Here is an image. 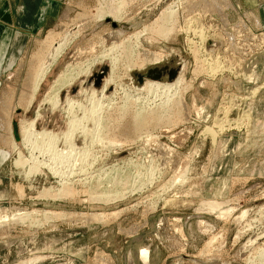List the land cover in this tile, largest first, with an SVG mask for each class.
Listing matches in <instances>:
<instances>
[{
	"label": "rangeland",
	"instance_id": "374dc122",
	"mask_svg": "<svg viewBox=\"0 0 264 264\" xmlns=\"http://www.w3.org/2000/svg\"><path fill=\"white\" fill-rule=\"evenodd\" d=\"M99 1L56 0L59 7L54 8L53 16L48 18L44 27L33 30L34 32L31 33L25 32L23 28L15 29L13 33L14 28L9 24L5 25L4 32L0 28V36L7 43L12 38L7 56L5 55L6 49L2 50L0 54V66L2 64L0 68L1 98L11 93L13 98L16 97L21 84L24 85L26 82V67L30 55L39 49L38 46L40 47L41 41L48 34L47 32L63 33L62 31L70 28L74 31L79 30V33H81L79 37L71 41L72 43L68 44L69 47L67 46L60 55L53 71L46 75L43 84L35 95V103L26 114L22 105H15L11 119L8 118L9 113H5V109L0 110V153L1 151L9 152L7 157L0 159V210L4 208V212L0 216H7L8 218L5 221L7 229L2 230L0 233V264H250L251 262V264H263L264 38L261 34L264 33V0H240L243 9L240 8L238 12L227 9L226 13L230 16L234 28L240 24L239 18L245 21L244 10H251L253 13L255 10L258 11L254 14L260 19L262 29H255L251 27L250 22H246L252 32L258 35V39H254L250 33L246 32L237 33L238 36L235 34L236 37L234 36L235 39L231 41L232 43L226 44V41H224L226 45L221 43L223 45L219 47L220 50H217L216 54L218 55L212 56V59L209 58V62H211L217 57L215 62H218H216L219 65L218 70L209 73L199 71L197 76H193L191 72L195 67V60L189 52L187 37L199 42L200 39L197 34L200 28L209 31V28H216L217 26V31H221V26L218 25L213 15L208 17L203 13L199 15L197 7H194V4L196 5L199 0L197 2L196 0H185V2L184 0H125V5L132 1L133 4L131 3L128 6V3L127 7L122 6V9H124L122 12L123 21L121 19L115 21L116 27L111 26L110 21L112 20L110 17L105 16L102 20H98L96 17ZM179 1L181 3L179 10L183 11L181 12V18L188 19L189 17V22L188 20L186 22V24L189 23L187 25L188 31H181L165 41L156 33L141 35L140 40L144 47L152 50H163L167 57H170L168 53L170 50H173V53L178 57H184V51L189 53L190 61L188 59L189 62L187 61L183 70L184 78L189 85L186 86L187 88L184 91L186 107L171 104L172 107L169 112H156L155 108L163 101V96L160 95V98H158V93L150 95L149 92L134 91V82L130 78L126 63L123 62V54L120 57L121 62L115 70L117 90L107 98L100 99L101 102L98 100L99 102L96 101V103H88V101L81 99L80 102L84 105L82 103H80V106L76 104L72 108V113H68L60 105L59 107L58 105L57 107L55 105L50 106L47 101L44 105L40 104L43 97L49 92L48 87L54 81L56 73L63 66L73 63L74 59V63L79 60L78 62L86 65L102 50L109 47V41L112 40L107 41L105 38L106 33L116 32L118 28L123 27L125 29L123 35H132L134 31H140L142 26L149 25L167 4L173 5ZM238 1L235 2L239 4ZM186 9L188 10L185 11ZM129 11L131 12L129 13ZM123 14L124 16L126 14L127 17H124ZM81 15L83 19H77L79 16L81 18ZM13 34L16 37L12 36ZM236 41L238 42L236 43ZM1 43L2 39L0 40ZM244 43H246L245 47L243 46ZM249 43L255 44V48L251 49L252 46ZM88 46L92 47L89 49ZM210 46L212 47V45ZM238 46L239 48H237ZM84 48L85 50H83ZM254 51L256 52L254 53ZM3 55L6 56L4 57L5 62L2 60ZM75 55L78 57L75 58ZM239 58H242V62ZM10 59L12 60L11 65H8ZM83 60L84 62H82ZM103 60V62L101 60L94 63L93 72L100 71V68L106 64L109 65L108 59ZM238 65H240V68ZM79 79L80 77H75L69 84L63 85L61 92L68 89L67 87L71 90ZM120 88H124V91L122 92ZM125 91H129V94L127 92V95ZM90 103L96 104L95 107L91 108ZM98 103L103 106H98ZM86 105L88 106L87 109ZM98 107H101L102 112L99 111ZM95 108L97 111H95ZM134 108L137 112L141 109L147 111L149 108L155 111L152 122L149 125L143 124L146 128L141 127L142 125L141 128H137L140 129V132H137V129L130 128V125L128 126L129 129L127 127L128 130L125 128L127 125H119L126 124L133 119V116L137 113ZM36 111L41 114L39 116L41 118L37 119L34 132L41 131V128L43 130L52 129L51 131L54 133L58 132L57 135L60 140L56 141V145L55 143L52 144L53 147L56 146L54 150H52L53 147L50 148L51 151L44 148L46 151L44 152L40 139L35 141L40 145L34 144L32 147L25 145L24 147V137L20 134V124L23 120L34 118ZM119 111L121 113L118 114ZM94 112L101 115L98 116ZM177 114L178 116H176ZM124 115L126 116L124 117ZM80 116L86 119L84 118V120L82 117L79 120ZM71 117L74 119L75 129H77L78 124L82 123L86 127L80 125L78 126L79 131L74 130L75 132H72L74 141L72 140L70 144L60 137L65 130L67 131L69 118ZM93 117L94 119H90ZM95 118L99 120V124ZM113 118H116L114 120L117 123L113 121ZM92 120L97 123L92 122ZM237 120L238 122H236ZM8 122H10L9 126L11 128L9 140L6 127ZM93 124L98 126L96 125V127ZM104 124H107V127ZM121 126L125 129H122ZM206 126H209L213 131L205 130ZM90 127H96V129L93 128V131ZM132 129L136 131L133 133ZM111 130L115 131L112 132ZM122 130L129 132L127 134ZM89 131L92 136L85 133ZM101 131L105 133L103 134ZM97 132L100 133L99 137H97ZM125 134L126 136H124ZM106 135L109 138H106ZM96 137L101 142L98 143ZM105 138L108 141L110 140L111 147ZM76 139L79 140L78 146L75 147L77 153L72 152L78 157V161L70 164L75 173L79 171L78 168L83 170L84 173L78 176L76 174L71 175L68 172L71 165L64 164L65 167L67 166L66 169L62 165V162L65 161L60 162V159L67 154V149L70 148L68 145L75 143ZM84 139L88 141L87 145L89 147L87 145L86 147H80V141ZM10 140H14L20 147L24 158H29V154L33 153V155H38L43 150L40 154L44 158L39 156V159L44 162L45 166L41 162L43 166L40 164L38 171L28 173L29 161L23 165L14 164V161L18 158V153L9 151ZM111 140L112 142L114 140V143ZM125 141L129 143L127 144ZM103 142L104 144H102ZM115 142L116 145H114ZM30 147L33 150V147H36V149L41 148L39 149L41 151L39 152L38 149H35V152L31 151ZM82 150L86 155L89 152L90 156L87 155L86 157H89L86 158ZM148 150L151 155H149ZM60 151L62 153L63 151L66 152L63 155ZM43 152L44 154H42ZM49 152L60 153L62 157L59 154L61 158L56 159L54 157L57 155L52 154V156ZM81 152L82 154H80ZM162 152L164 153L162 154ZM80 157H83L84 160ZM150 157L151 159H149ZM82 160L85 162L80 163ZM46 165L49 166L50 171ZM52 167L53 170L55 168L56 173L52 172ZM76 167L78 168L76 169ZM150 172L154 176H151ZM147 173L150 174L151 178ZM176 173L177 175H175ZM61 183L64 184V187L66 185L64 189ZM44 188H50V193L42 195ZM61 188L62 191H59L58 189ZM120 189L122 191L125 189L121 194L123 197L110 196L115 192L121 193ZM95 194H99V196ZM16 207L21 208V210H14ZM47 211L53 213L54 211L55 213L61 211L62 213L58 217L46 218L42 213ZM84 212H105L106 217L98 221L71 218L73 214ZM27 213H30L28 219L26 218ZM11 215L18 217L13 218ZM142 249L147 250V256L142 255Z\"/></svg>",
	"mask_w": 264,
	"mask_h": 264
},
{
	"label": "bare ground",
	"instance_id": "6f19581e",
	"mask_svg": "<svg viewBox=\"0 0 264 264\" xmlns=\"http://www.w3.org/2000/svg\"><path fill=\"white\" fill-rule=\"evenodd\" d=\"M124 1L125 0H100L99 1V7L97 8V14H96V17L98 18V20H102V19H104L105 18V16H108V17H110V19L112 20V21H110V23H111V26H113V27H116V24L114 23L115 21H119L120 19L122 20V12L124 11V9H122L123 7H127V5H128V3H127V5H125L124 4ZM134 1V0H133ZM132 1V2H133ZM136 1V0H135ZM236 1V0H235ZM234 0H199L198 2H197V0H196V2H197V4L195 5L194 4V7H197V10L199 11V15H201L202 13H203V15H206L207 17L209 16V15H213L214 17H215V20H217V22H218V25H220L221 26V31H217V26H216V28H209V31H204V30H201V28H200V30L198 31V36H199V39H200V41L199 42H196V41H194V40H192L191 38H188L187 37V42L189 43V52H190V54H191V56L194 58V60H195V67L193 68V70L191 71L192 72V75L194 76V75H196L197 76V72H199V71H205V73L207 72V73H209V72H214L215 70L217 71L218 70V68H219V65H217V63L215 62V59L217 58H215L213 61H211V62H209V58H211L212 59V56H217L218 54H216L217 53V50H220L219 49V47L220 46H222L223 44H225L224 43V41H226V44H229V43H232L231 41L232 40H234L235 39V37L236 36H238L237 35V33H242V32H246V33H250V35L254 38V39H258V35H256L254 32H252V29H250L249 28V26H248V24H246V22H250V24H251V27H253V28H255V29H259V28H261L262 29V24H261V22H260V19L254 14V13H257L256 12V10H255V12L253 13L251 10H244V18H245V21H244V19H241V18H239L238 20H239V22H240V24L239 25H237L236 26V28H234V27H232V24L233 23H231V21H230V16L228 15V13H226V11H227V9H232V11L233 10H235V11H239V9L240 8H242L243 9V7H242V4H241V1L239 0L238 2H240L239 4L237 3V2H235ZM132 2H130L129 3V5L128 6H130L131 5V3ZM184 2H185V0H184ZM195 2V1H194ZM126 3V2H125ZM174 3V2H173ZM133 4V3H132ZM139 4V3H138ZM172 4V3H171ZM180 1L179 2H177V3H175V4H173V5H166V7H164L163 9H161V11H159V13H158V15L156 16V18L149 24V25H144V26H142V29H140V31L138 30H136V31H134L133 33H132V35H127V36H125V35H123L124 34V28L123 27H120V28H118V30L116 31V32H113V31H111V32H108V33H106L105 34V38L107 39V41H109V40H112V41H109L110 42V45H109V47L107 48V49H105L104 47V49L105 50H102L94 59H91V61H89L88 63H86V65H83V63H80V62H78L77 61V63H74L75 62V59H74V61H72L73 63H68V64H66L65 66H63V68L59 71V72H57L56 74V77H55V79H54V81L52 82V84H50V86L48 87V90H49V92L47 93V95H45L44 97H43V99L41 100V103L40 104H43L44 105V103L47 101V102H49L50 103V106L52 105H55L56 107H57V105H58V107H59V105H60V107H63V108H65V110L69 113H72L71 111H72V108L76 105V104H78L79 106H80V103H82V102H80L81 101V99H83V100H85V101H88V103L89 102H91V103H96V101H100V99H103L104 97H106L107 98V96H109V95H112V94H114L115 92H116V90H117V86H118V84L116 85V69L118 68V66H119V63L121 62V55L123 54V57L124 58H122L123 59V62H125L126 64V67H127V70L129 71V75H130V78H131V80L134 82V85H133V89H134V91L135 92H140V91H145V92H149L150 93V95L152 94V93H158L159 94V97L158 98H160V95L161 96H163V101H161V103L159 104V106L158 107H156L155 109H156V112H160V113H162V112H166L167 113V111L169 112V109H171V104H176V106L178 105V106H182V107H186V103H185V99H184V91H185V88H187L186 86L188 85V82L185 80V78H184V75H183V70H184V67H185V65H186V63H187V61H188V59H189V53L187 52V51H184V57L182 56V57H178V56H176L173 52V50H170L168 53L170 54V57H171V55L172 56H176L177 57V62H178V64H179V67H180V70L178 71V73H177V75H176V77L172 80V81H167V80H151V79H148V78H144L143 79V81H142V83L141 84H137L135 81H134V78H133V76H132V73L134 72V71H136V72H141V71H143L145 68H147L148 66H150V65H154V64H159V63H161V62H163V61H165V60H167V59H169V57H167L166 56V54H165V52H163V50L162 51H160V50H152V49H149V48H147V47H144L143 46V44H142V42H141V40H140V36L141 35H143L144 36V34H151V33H156L157 35H159V37L160 38H162L164 41L165 40H167L170 36H174V35H176V34H178L179 32H181V31H188V29L189 28H187V25L189 24V23H187L186 24V22H187V20L189 19V17H188V19L186 18L185 19V17L183 18H181V12H183V11H180L179 10V8H180ZM135 5V4H134ZM137 5V4H136ZM189 5V4H188ZM123 6V7H122ZM182 6H184V4H182ZM192 6V5H191ZM190 6V7H191ZM200 7V9L202 10V12H201V10L199 9V7ZM134 7V6H133ZM138 7V6H137ZM129 8V7H128ZM131 8V7H130ZM149 8V7H148ZM126 9V8H125ZM183 9V8H182ZM181 9V10H182ZM258 9V8H257ZM132 10V9H131ZM143 10H145V9H143ZM188 9H186L185 11H187ZM190 10V9H189ZM192 10H194V9H192ZM128 11V10H127ZM138 11V10H137ZM136 11V12H137ZM131 11H129V13H130ZM195 12V11H194ZM124 13H126V12H124ZM196 13H197V11H196ZM201 13V14H200ZM128 14V13H127ZM187 14V13H186ZM123 16H124V14H123ZM183 16V15H182ZM189 16H191V15H189ZM196 16V15H195ZM213 16H211V17H213ZM236 16V15H235ZM235 16H233V17H235ZM124 17H127L126 16V14H125V16ZM123 17V18H124ZM210 17V18H211ZM213 17V18H214ZM96 18V19H97ZM77 19H83L82 18V15H81V18H80V16H79V18L77 17ZM191 19V18H190ZM194 19H195V17H194ZM237 19V18H236ZM211 20V19H210ZM123 21V20H122ZM121 21V22H122ZM209 21V20H208ZM214 21V20H213ZM99 22V21H98ZM188 22H189V20H188ZM192 22V21H191ZM216 22V21H215ZM95 23V22H94ZM133 23H135V22H133ZM236 23H237V20H236ZM186 24V25H185ZM249 24V25H250ZM141 25V24H140ZM217 25V24H216ZM201 26V25H200ZM264 26V25H263ZM189 27V26H188ZM210 27V26H209ZM78 28V27H77ZM206 28V27H205ZM191 29V28H190ZM193 29V28H192ZM190 31V30H189ZM63 33H57V32H53V31H49V32H47L48 34L45 36V38L41 41V43H40V47L38 46V50H36L35 52H32L31 53V55H30V58H29V63H28V65H27V67H26V70H27V79H26V82H25V84L24 85H22L21 84V86H20V89H19V91H18V93H17V95H16V97H14L13 98V94L11 93L10 95H7V96H5L4 98H1L0 97V110H3V109H5V113H9V117L8 118H10L13 114H12V111H13V109H14V107H16V106H18V105H22L23 107L22 108H25L24 109V113L26 114L27 113V111L33 106V104L35 103V101H36V97H35V95H36V93H37V91L39 90V88H40V86L43 84V82H44V80H45V78H46V75L48 74V73H50V72H52L53 71V69H54V66H55V64H56V61L58 60V58L60 57V55L64 52V50L66 49V47L68 46V44L72 41V40H74V38H76V37H79L80 36V34L81 33H79V30L78 31H74L73 29H68V30H65V31H62ZM104 32V31H103ZM186 33V32H185ZM235 34H236V36H235ZM239 35H241V34H239ZM249 35V36H250ZM211 38H210V37ZM235 36V37H234ZM244 36V35H243ZM261 36H262V38H264V33H262L261 34ZM260 36V37H261ZM195 37V36H194ZM100 38H102V37H100ZM99 38V39H100ZM35 39V38H34ZM96 40V39H95ZM102 40H104V38H102ZM239 40V39H238ZM241 40V39H240ZM92 41V40H91ZM243 41H246V40H243ZM238 41H236V43H237ZM241 42V41H240ZM72 43V42H71ZM87 43H88V41H87ZM86 43V44H87ZM221 43H223L222 45H221ZM234 43V42H233ZM243 43V42H242ZM251 43V42H250ZM249 43V44H250ZM256 43V42H255ZM259 43V42H258ZM92 44V43H91ZM225 44V45H226ZM246 43H244L243 44V46L245 45ZM80 45V44H79ZM90 45V44H89ZM210 45H212V47L210 46ZM248 45V44H247ZM252 47H251V49H254L255 48V44H250ZM258 45V44H257ZM107 46V45H106ZM233 46V45H232ZM239 46H241V45H239ZM239 46L237 47V48H239ZM242 46V47H243ZM69 47V46H68ZM90 47H92V46H88V48L90 49ZM93 47H94V45H93ZM228 47V46H227ZM245 47V46H244ZM258 47V46H257ZM28 48V47H27ZM100 48H102V47H100ZM226 48V47H225ZM233 48V50H234V46L232 47ZM249 48V47H248ZM260 48V47H259ZM36 49V48H35ZM245 49V48H244ZM83 50H85V48L83 49ZM83 50H82V53H83ZM227 50H228V48H227ZM236 50H238V49H236ZM235 50V51H236ZM31 51V50H30ZM89 51V50H88ZM243 51V50H242ZM85 52V51H84ZM98 52V51H97ZM234 52V51H233ZM237 52V51H236ZM245 52V51H244ZM256 51H254V53H255ZM227 53V52H226ZM238 53V52H237ZM241 53V52H240ZM239 53V55H241ZM253 53V54H254ZM77 54V53H76ZM97 54V53H96ZM233 54V53H232ZM248 55H250V53H247ZM246 54V55H247ZM91 55H93V54H91ZM239 55H237V56H239ZM252 55V54H251ZM250 55V56H251ZM24 56V55H23ZM76 56L77 55H75L74 57L76 58ZM78 56H79V54H78ZM77 56V57H78ZM82 56V55H81ZM86 57H87V55H85ZM90 56V55H89ZM249 56V57H250ZM253 56V55H252ZM73 57V58H74ZM243 57V56H242ZM73 58H72V60H73ZM84 58V57H83ZM106 58V60L108 59V61H109V65H105L106 66V71L102 74V76H101V78H100V81H99V84H95V80H96V74H98V73H101V71H97V72H93L92 71V68H93V65H94V63H96V61H101L102 60V62L104 61L103 59H105ZM225 58V57H224ZM247 58V57H246ZM78 59H80V58H78ZM85 59V58H84ZM88 59V58H87ZM86 59V60H87ZM240 59V58H239ZM250 60H251V58H249ZM71 60V59H70ZM69 60V61H70ZM77 60V59H76ZM82 60V59H81ZM193 60V61H194ZM226 60V59H225ZM242 60V58L240 59V62H242L241 61ZM246 60V59H245ZM21 61V60H20ZM189 61H190V59H189ZM188 61V62H189ZM82 62H84V60L82 61ZM223 62H225L224 60H223ZM20 63V62H19ZM22 63V62H21ZM101 63V62H100ZM226 64V63H225ZM232 64V63H231ZM242 64V63H241ZM221 65H223V64H221ZM240 65H238V67H239ZM223 67V66H222ZM230 66H228V68H229ZM233 67V66H232ZM0 68H1V66H0ZM97 68V67H96ZM122 68V67H121ZM227 68V67H226ZM240 68V67H239ZM101 69V68H100ZM222 69V68H221ZM230 69V68H229ZM235 69H236V67H235ZM220 70V69H219ZM231 70V69H230ZM225 71V70H224ZM223 71V72H224ZM123 73H125V72H123ZM211 74V73H210ZM210 74H208V75H210ZM216 74H217V72H216ZM234 74V73H233ZM81 75V76H80ZM207 75V76H208ZM75 77H80V79H79V81H76V82H78L76 85H74L72 88H71V90H69V87H67L68 89H66L64 92L62 91L61 92V90H62V86L63 85H65V84H69L72 80H73V78H75ZM77 79V78H76ZM75 79V80H76ZM120 79V78H119ZM193 80V79H192ZM191 81V80H190ZM225 82V81H224ZM73 83V82H72ZM74 83H75V81H74ZM240 83V82H239ZM121 84V83H120ZM72 85V84H71ZM191 85V84H190ZM234 85V84H233ZM236 85V84H235ZM70 86V85H69ZM189 86V85H188ZM237 86V85H236ZM119 87H121V86H119ZM118 87V88H119ZM127 87V86H126ZM132 87V86H131ZM64 89V88H63ZM120 89H122V92L124 91L123 89L124 88H120ZM121 92V91H120ZM126 92V91H125ZM124 92V93H125ZM128 92V94H129V91H127ZM127 92H126V94H127ZM123 93V94H124ZM142 93V92H141ZM127 94V95H128ZM137 94V93H136ZM132 95V94H131ZM147 95V94H146ZM149 95V94H148ZM113 96H115V95H113ZM157 96V95H156ZM155 96V97H156ZM119 97V96H118ZM125 97V96H124ZM133 97V96H132ZM154 97V98H155ZM109 98V97H108ZM131 98V97H130ZM143 98V97H142ZM250 98V97H249ZM128 99H129V97H128ZM133 99V98H132ZM137 99H138V97H137ZM92 100V101H91ZM106 100V99H105ZM110 100V99H109ZM121 100V99H120ZM156 100V99H155ZM160 100V99H159ZM98 101V102H99ZM123 101H125V100H123ZM138 101V100H137ZM145 101V100H144ZM101 102V101H100ZM111 102H112V100H111ZM117 102V101H116ZM120 102V101H119ZM129 102V101H128ZM133 102V101H132ZM146 102V101H145ZM154 102V101H153ZM233 102V101H232ZM12 103V104H11ZM86 103V102H85ZM87 103V104H88ZM90 103V105H91V108L94 106L95 107V105L96 104H91ZM102 103H103V101H102ZM105 103V102H104ZM107 103V102H106ZM118 103V102H117ZM116 103V104H117ZM126 103V102H125ZM135 103H136V99H135ZM148 103V102H147ZM159 103V102H158ZM11 104V105H10ZM83 104V103H82ZM115 104V105H116ZM127 104V103H126ZM130 104H132V103H130ZM137 104V103H136ZM150 104H151V102H150ZM223 104V103H222ZM238 104V103H237ZM16 105V106H15ZM38 105V104H37ZM84 105V104H83ZM100 105H102V104H100ZM99 105V103H98V106H100ZM119 105V104H118ZM122 105V104H121ZM155 105V104H154ZM36 106V105H35ZM103 106V105H102ZM108 106H110V105H108ZM112 106V105H111ZM110 106V107H111ZM129 106V105H128ZM131 106V105H130ZM147 106V105H146ZM175 106V105H174ZM173 106V107H174ZM225 106V105H224ZM39 107V106H38ZM82 107H85V106H82ZM87 105H86V109H87ZM113 107V106H112ZM118 108H119V106H117ZM117 107H116V109H117ZM126 107H127V105H126ZM144 107V106H143ZM182 107H177V108H182ZM223 107V106H222ZM34 108V107H33ZM40 108V107H39ZM55 108V107H54ZM131 108V107H130ZM150 108H152V107H150ZM150 108L149 109H147V111L145 110V109H141L140 111H138L137 112V110H136V114L134 115V114H132V115H134L133 116V119L131 120V118H129L131 121L130 122H127L126 124L125 123H123V124H119V125H127V126H125V128L127 129V127L129 126L130 128L132 127L133 129H137V128H141V127H144L143 126V124H147V125H149V123H151L152 122V119L155 117L154 116V112L155 111H152V110H150ZM176 108V109H177ZM38 109V108H37ZM52 109V108H51ZM79 109V108H78ZM94 109V108H93ZM96 109V108H95ZM98 109H99V111L101 110V107H98ZM114 109V108H113ZM125 109V108H124ZM123 109V110H124ZM153 109V108H152ZM155 109H153V110H155ZM89 110V109H88ZM128 110V109H127ZM130 110V109H129ZM172 110H174V109H172ZM178 110V109H177ZM232 110V109H231ZM85 111H87V110H85ZM91 111V110H90ZM95 111H97V109L95 110ZM108 111V110H107ZM106 111V112H107ZM113 111H116V110H113ZM118 111V110H117ZM175 111V110H174ZM46 112V111H45ZM88 112V111H87ZM87 112H85V113H87ZM92 112H93V110H92ZM92 112H91V115H92ZM101 112H102V110H101ZM112 112V111H111ZM110 112V113H111ZM130 112V111H129ZM31 113V112H30ZM30 113H29V115H30ZM83 113V112H82ZM95 113V112H94ZM109 113V115H111ZM119 113H121V111H119L118 112V114ZM135 113V112H134ZM195 113H197V112H195ZM214 113V112H213ZM228 113V112H227ZM2 114V113H1ZM88 114V113H87ZM95 114H97V112L95 113ZM100 114V113H99ZM128 114V113H127ZM153 114V115H152ZM7 115V114H6ZM24 115V114H23ZM41 114L38 112V111H36V116L34 117V118H32V119H29L28 118V120H23V122H21L22 121V119H21V124H20V134L24 137L23 138V143H24V147H25V145H28V146H31L32 147V145H34V144H36V145H40V143H41V146H42V148H43V150H44V148L45 149H47V150H50L51 151V149H52V147H53V145L52 144H54L55 143V145H56V141L59 139L58 138V135H57V133L58 132H52L51 130L52 129H50V130H43V128H41L42 130L41 131H39L38 130V132L36 131V132H34V128L36 127V124H37V119H40L41 117H39ZM89 115H90V113H89ZM98 115V114H97ZM101 115V114H100ZM100 115H98V116H100ZM115 115H117L116 113H115ZM115 115L113 116V114H112V116L113 117H115ZM156 115H160V114H156ZM181 115V114H180ZM180 115H179V117H180ZM185 115V114H184ZM197 115V114H196ZM249 115V114H248ZM70 116V115H69ZM71 116H73V114H71ZM84 116V115H83ZM82 116V117H83ZM88 116V115H87ZM86 116V117H87ZM94 116V115H93ZM98 116H97V118H98ZM126 115H124V117H125ZM162 116H165V115H162ZM176 116H178V114L176 115ZM187 116V115H186ZM185 116V117H186ZM75 117V116H74ZM82 117L80 116V118H79V120L80 119H82ZM96 117V116H95ZM110 117V116H109ZM123 117V116H122ZM131 117V116H130ZM161 117V116H160ZM174 117V116H173ZM182 117V116H181ZM189 117V116H188ZM42 118H43V116H42ZM85 117H83V119H84ZM97 118H95V119H97ZM101 118V117H100ZM116 118H118V117H116ZM116 118H113V121H115L114 119H116ZM120 118V117H119ZM163 118V117H162ZM183 118V117H182ZM229 118V117H228ZM247 118V117H246ZM11 119V118H10ZM26 119H27V117H26ZM86 119V118H85ZM84 119V120H85ZM90 119H94V117L93 118H90ZM106 119H108V118H106ZM121 119V118H120ZM125 119V118H124ZM128 119V120H129ZM175 119H177V118H175ZM180 119V118H179ZM187 119V118H186ZM223 119V118H222ZM238 119V118H237ZM0 120H1V118H0ZM74 119L71 117V118H69V122H68V124H69V126H68V129H67V131L65 130L64 131V133H62V135H61V137L60 138H63V140L65 141V142H67V143H70L72 140L74 141V137L72 136L73 134H72V132L75 130H78V126H82V127H86V125L84 126L83 125V123L82 124H78L77 125V129H75L74 127V121H73ZM84 120H82V121H84ZM88 120H89V118H88ZM87 120V121H88ZM98 120V119H97ZM96 120V121H97ZM110 120V119H109ZM178 120V119H177ZM227 120V119H226ZM234 120V119H233ZM247 120V119H246ZM40 122H41V120H39ZM77 121H78V119H77ZM43 122H44V120H43ZM76 122V121H75ZM92 122H94V123H97L98 122V124H99V120L97 121V122H95L94 120H92ZM116 122V121H115ZM178 122V121H177ZM222 122V121H221ZM236 122H238V120L236 121ZM9 123L10 122H8V124L6 123V127H7V137H8V140H9V137H11V128H10V126H9ZM79 123V122H78ZM80 123H81V121H80ZM113 123V122H112ZM117 123V122H116ZM116 123H115V125H116ZM193 123V122H192ZM218 123V122H217ZM88 124H89V122H88ZM111 124V123H110ZM110 124H109V126H110ZM45 125V124H44ZM93 125H95V124H93ZM97 125V124H96ZM95 125V126H96ZM105 125V124H104ZM113 125V124H112ZM111 125V126H112ZM142 125V126H141ZM151 125V124H150ZM214 125H216V124H214ZM222 125H223V123H222ZM236 125H237V123H236ZM98 126V125H97ZM96 126V127H97ZM103 126V125H102ZM106 127H107V124L105 125ZM114 126V125H113ZM118 126V125H117ZM121 126V128L123 129L124 127H122ZM141 126V127H140ZM3 127V126H2ZM96 127H90V129L92 128H95L96 129ZM114 127H116V126H114ZM129 127H128V129H129ZM221 127H223V126H221ZM80 128V127H79ZM120 128V129H121ZM124 128V129H125ZM144 128H146V127H144ZM157 128V127H156ZM213 128V127H212ZM66 129V128H65ZM82 129V128H81ZM81 129H80V131H81ZM88 129V128H87ZM91 129V130H92ZM103 129H104V127H103ZM106 129V128H105ZM116 129V128H115ZM117 129H118V127H117ZM127 129V130H128ZM133 129H132V131H133ZM218 129H219V126H218ZM54 130V129H53ZM98 130V129H97ZM96 130V131H97ZM109 130V129H108ZM127 130H124L125 131V133H127L128 134V132L129 131H127ZM166 130V129H165ZM205 130H207V131H209V130H211V131H213L212 129H210V127L209 126H206V128H205ZM220 130H222L221 128H220ZM74 131V132H75ZM79 131V130H78ZM93 131H94V129H93ZM105 131V130H104ZM112 131V130H111ZM113 131H115V130H113ZM112 131V132H113ZM123 131V130H122ZM123 131V132H124ZM127 131V132H126ZM132 131H130V133H132ZM136 130H134L133 131V133L135 132ZM140 132V129L138 130L137 129V132ZM168 131V130H167ZM187 131H189V130H187ZM219 131V130H218ZM62 132V131H61ZM60 132V133H61ZM101 132H103V131H101ZM106 132V131H105ZM105 132H103V134L105 133ZM121 132V131H120ZM180 132V131H179ZM85 133H89L90 134V131L89 132H85ZM95 133V132H94ZM98 133V132H97ZM122 133V132H121ZM184 133V132H183ZM19 134V133H18ZM78 134V133H77ZM99 134L100 133H98V135H97V137H99ZM108 134V133H107ZM110 134V133H109ZM60 135V134H59ZM88 135V134H87ZM91 135V134H90ZM95 135V134H94ZM123 135V134H122ZM121 135V136H122ZM132 135V134H131ZM146 135V134H145ZM173 135V134H172ZM181 135L183 136V134L181 133ZM218 135V134H217ZM84 136H86V134H84ZM92 136V135H91ZM90 136V137H91ZM96 136V135H95ZM107 136V135H106ZM124 136H126V134L124 135ZM128 136V135H127ZM130 136V135H129ZM135 136V135H134ZM133 136V137H134ZM140 136V135H139ZM143 136V135H142ZM87 137V136H86ZM96 137V138H97ZM102 137H104V136H102ZM123 137V136H122ZM132 137V138H133ZM145 137V136H144ZM85 138V137H84ZM94 138V137H93ZM106 138H109L108 136L106 137ZM106 138H105V140H106ZM123 138H125V137H123ZM139 138V137H138ZM143 138V137H142ZM178 138V137H177ZM38 139H40V143L39 144H37L35 141H37ZM79 139V138H78ZM78 139H76L75 140V143H73L72 145H68V146H70V148L68 147V146H66V147H68L69 149H67L66 151H67V154H65V152L63 151V153L65 154V156L64 157H62V155L60 154V153H52V152H49V154L51 153V155L53 154V155H57L56 157H54V158H58L59 157V159L62 157V158H66V160H62V158L60 159V162L61 161H65V162H62L61 164L64 166V164L66 165V163H67V166H68V164L69 165H71V164H74L76 161H78V157H76V155H74V153L72 152V151H74V152H76L77 153V150H75V147H77L78 146ZM82 139V138H81ZM98 139V138H97ZM110 139H111V137H110ZM114 139L116 140V138L114 137ZM118 139V138H117ZM120 139V138H119ZM172 139V138H171ZM175 139V138H174ZM182 139V138H181ZM217 139V138H216ZM60 140V139H59ZM58 140V141H59ZM62 140V139H61ZM62 140V141H63ZM104 140V141H105ZM126 140V139H125ZM141 140V139H140ZM148 140V139H147ZM173 140V139H172ZM4 141V140H3ZM94 141V140H93ZM103 141V140H102ZM106 141H108V140H106ZM105 141V142H106ZM127 141V140H126ZM125 141V142H126ZM129 141V140H128ZM130 141H132V140H130ZM177 141V140H176ZM219 141V140H218ZM5 142V141H4ZM64 142V143H65ZM81 143V145H80V147H83V146H85L86 147V145L88 144V141L87 140H83V141H80ZM99 142H101L99 139H98V143ZM111 142H112V140H111ZM134 142V141H133ZM144 142H146V141H144ZM180 142V141H179ZM1 143V142H0ZM107 143V142H106ZM105 143V144H106ZM108 143H109V145L111 144L110 143V140L108 141ZM107 143V144H108ZM112 143H114V140H113V142ZM127 143V142H126ZM129 143V142H128ZM127 143V144H128ZM130 143H132V142H130ZM181 143H182V141H181ZM215 143V142H214ZM102 144H104V142L102 143ZM117 143L115 142V144L114 145H116ZM122 144H123V142H122ZM125 144V143H124ZM140 144V143H139ZM147 144V143H146ZM203 144H204V142H203ZM5 145V144H4ZM35 145V146H36ZM64 145H66V144H64ZM74 145V146H73ZM113 145V144H112ZM121 145V144H120ZM119 145V146H120ZM41 146H39V147H41ZM43 146H45V147H43ZM88 146V145H87ZM101 146H103V145H101ZM132 146V145H131ZM131 146H130V148H131ZM177 146V145H176ZM9 151L11 152H13V151H16L18 154V158L14 161V164H16V165H23V164H26L28 161V173L29 172H31V171H38L39 170V167H40V164H41V162H42V164L44 165V162L43 161H41V159H39V156H41V152L43 151H41V150H39V149H41V148H37L38 149V151L40 152H38L39 154L38 155H33V154H29V158H24V156H22V154H21V149H20V147H18V145L15 143V141L14 140H10V143H9ZM31 147H30V149H31ZM56 146H54L53 147V149L52 150H54V148H55ZM89 147V146H88ZM106 147V146H105ZM110 147H111V145H110ZM116 147V146H115ZM121 147V146H120ZM129 147V146H128ZM127 147V148H128ZM27 148V147H26ZM34 148V150L36 149V147H33ZM51 148V149H50ZM114 148V147H113ZM135 148V147H134ZM148 148V147H147ZM36 149V150H37ZM56 149V148H55ZM61 149V148H60ZM88 149V148H87ZM156 149V148H155ZM162 149V148H161ZM33 149H31V151H32ZM33 150V151H34ZM65 150V149H64ZM116 150V149H115ZM159 150H160V148H159ZM217 150V149H216ZM56 152H59V151H57V150H55ZM81 151V150H80ZM83 151V150H82ZM87 151V150H86ZM85 151V152H86ZM112 151V150H111ZM131 151V150H130ZM149 151V150H148ZM162 151V150H161ZM11 152V153H12ZM35 152V151H34ZM44 152H46L45 150H44ZM44 152L42 153V154H44ZM61 153H62V151H60ZM158 152V151H157ZM160 152V151H159ZM47 153H48V151H47ZM62 153V154H63ZM87 153V152H86ZM102 153V152H101ZM117 153V152H116ZM164 152H162V154H163ZM193 153H194V151H193ZM9 154V152H4V151H1V153H0V159H4L5 157H7V155ZM61 155V157H60V155ZM63 154V155H64ZM80 154H82V152L80 153ZM83 154H84V151H83ZM114 154H115V152H114ZM113 154V155H114ZM159 154V153H158ZM161 154V156H163ZM48 155V154H47ZM51 155H48V156H51ZM52 155V156H53ZM78 155V154H77ZM85 155V157L87 156V155H89V152H88V154L86 155V154H84ZM84 155H81V156H84ZM105 155V154H104ZM111 155V154H110ZM109 155V156H110ZM118 155V154H117ZM149 155H151L150 154V151H149ZM148 155V156H149ZM156 155V154H155ZM160 155V154H159ZM189 155V154H188ZM217 155V154H216ZM90 156V155H89ZM88 156V157H89ZM42 158H44L43 157V155L41 156ZM88 157H86V158H88ZM104 157V156H103ZM113 157V156H112ZM114 157H116V156H114ZM120 157V156H119ZM123 157V156H122ZM153 157V156H152ZM80 158H82L83 160H84V158L83 157H80ZM79 158V159H80ZM90 158H92V157H90ZM105 158V157H104ZM103 158V159H104ZM121 158V157H120ZM47 159V158H46ZM102 159V160H103ZM111 159V158H110ZM109 159V160H110ZM149 159H151V157L149 158ZM178 159V158H177ZM81 161L80 163H82V162H85V161H87V159H85V161ZM101 160V161H102ZM154 160V159H153ZM152 160V161H153ZM168 160V159H167ZM100 161V162H101ZM114 161V160H113ZM137 161V160H136ZM151 161V160H150ZM161 161V160H160ZM170 161V160H169ZM110 162V161H109ZM112 162V161H111ZM126 162V161H125ZM71 163V164H70ZM94 163V162H93ZM106 163V162H105ZM131 163V162H130ZM136 163V162H135ZM135 163H133V164H135ZM154 163V162H153ZM41 164V165H42ZM47 164V163H46ZM101 164V163H100ZM152 164V163H151ZM163 164V163H162ZM166 164V163H165ZM42 165V166H43ZM48 165V164H47ZM46 165V166H47ZM85 165H86V163H85ZM87 165H88V162H87ZM91 165V164H90ZM98 165V164H97ZM183 165V164H182ZM45 166V165H44ZM63 166H61L62 168H63ZM66 166V167H67ZM101 166V165H100ZM149 166H150V164H149ZM179 166V165H178ZM48 167L49 166H47V169H48ZM51 167V166H50ZM56 167V166H55ZM65 167V166H64ZM65 167V168H66ZM70 167H71V169H70ZM69 168H68V172L69 173H71V175H74V174H76L77 176L78 175H81L82 173H84L83 172V170L81 169V168H78V167H76V169L78 168L79 169V171L78 172H73V170L72 169H74V168H72V165L70 166ZM107 167V166H106ZM180 168H181V166H179ZM140 168H142V167H140ZM166 168V167H165ZM59 169V168H58ZM67 169V168H66ZM164 169V168H163ZM178 169V168H177ZM49 171H50V169H48ZM52 170H53V167H52ZM88 170V169H87ZM150 170V169H149ZM41 171V170H40ZM66 171V170H65ZM92 171V170H91ZM153 171H154V169H153ZM159 171H160V169H159ZM52 172H54V173H56L57 171L55 170V168H54V170L52 171ZM60 172V171H59ZM149 172V171H148ZM63 173H64V171H63ZM62 173V174H63ZM68 173V175H70ZM97 173V172H96ZM99 173V172H98ZM151 173V176H154V175H152V172H150ZM182 173H184L183 171H182ZM206 173V172H205ZM147 174H149V173H147ZM64 175V174H63ZM91 175V174H90ZM105 175V174H104ZM175 175H177V173L175 174ZM59 176V175H58ZM61 176V175H60ZM89 176V175H88ZM149 176H150V174H149ZM151 176L149 177V178H151ZM71 177V176H70ZM101 177V176H100ZM174 177V176H173ZM176 177V176H175ZM68 178V177H67ZM83 178V177H82ZM60 179V178H59ZM66 179V178H65ZM79 179V178H78ZM99 179V178H98ZM69 180V179H68ZM113 180V179H112ZM150 180V179H149ZM174 180V179H173ZM175 180H177L176 178H175ZM181 180V179H180ZM62 181H64V180H62ZM66 181V180H65ZM148 181V180H147ZM81 182V181H80ZM114 182H116V180H114ZM150 182H151V180H150ZM149 182V183H150ZM176 182V181H175ZM59 183V182H58ZM65 183V182H64ZM82 183V182H81ZM124 183V182H123ZM126 183V182H125ZM145 183V182H144ZM172 183V182H171ZM62 184V183H61ZM120 184V183H119ZM114 185H115V183H114ZM117 185H118V182H117ZM127 185V184H126ZM125 185V186H126ZM163 185V184H162ZM62 186V188L64 189L65 187H66V185H65V187H64V184H62L61 185ZM68 186V185H67ZM142 186V185H141ZM165 186V185H164ZM166 187V186H165ZM19 188H21V187H19ZM62 188L61 189H58L59 191H62ZM72 188V187H71ZM123 188V187H122ZM131 188H132V186H131ZM131 188H130V190H131ZM70 189V188H69ZM73 189V188H72ZM139 189V188H138ZM121 190V189H120ZM120 190H118V191H120ZM125 190V189H124ZM123 190V191H124ZM58 191V192H59ZM66 191V190H65ZM122 191V190H121ZM123 191L121 192V193H117V192H115V193H113V194H110V196L112 195V197H119V196H121V194L123 193ZM58 192H57V194H58ZM68 192V191H67ZM127 192H128V190H127ZM48 193H50V188H44L43 190H42V195H46V194H48ZM61 193V192H60ZM70 193V192H69ZM91 193V192H90ZM92 194V193H91ZM91 194H90V196H91ZM93 195V194H92ZM96 196H99V194H95ZM125 195V194H124ZM2 196V195H1ZM22 196V195H21ZM23 197V196H22ZM92 197V196H91ZM121 197H123V195L121 196ZM38 198V197H37ZM93 198V197H92ZM96 198V197H95ZM108 198V197H107ZM102 199V198H101ZM100 199V200H101ZM106 201V200H105ZM109 201V200H108ZM111 201V200H110ZM98 202V201H97ZM43 203V202H42ZM106 203V202H105ZM4 209V208H3ZM3 209H1L0 210V214L2 213V212H4L3 211ZM7 209V208H6ZM25 209V208H24ZM14 210H16V211H20L21 210V208H15ZM35 211H36V209H35ZM38 211H40V210H38ZM37 211V212H38ZM26 212V211H25ZM31 212V211H30ZM37 212H35V213H37ZM41 212V211H40ZM44 212V211H43ZM19 213V212H18ZM33 213V212H32ZM39 213V212H38ZM62 212L61 211H59L58 213H55V211H54V213L53 212H49V211H47V212H45V213H42V215L44 216V217H53V216H57L58 217V215H60ZM66 213V212H65ZM116 213V212H115ZM30 215V213H27V216H26V218ZM111 214V213H110ZM19 215V214H18ZM22 215V214H21ZM63 215V214H62ZM69 215H72V214H69ZM69 215H67V216H69ZM12 216V215H11ZM41 216V215H40ZM66 216V215H65ZM13 218H15V217H18V216H12ZM11 217V218H12ZM104 217H106V213L105 212H87V213H80V214H73L72 216H71V218H81V219H84V221H85V219H88V220H100V219H102V218H104ZM21 218V217H20ZM31 218V217H30ZM69 218H70V216H69ZM25 219V218H24ZM28 219V218H27ZM26 219V220H27ZM31 219H33V218H31ZM36 219V218H35ZM49 219V218H48ZM6 220H8V218H7V216H3V217H1L0 216V233H1V231L2 230H5V229H7L6 228V224H5V221ZM14 220V219H13ZM21 220V219H20ZM78 220V219H77ZM79 221V220H78ZM104 223V222H103ZM141 253H142V255H148V252H147V250H144V249H142L141 250ZM253 257V256H252ZM102 258V257H101ZM205 262V261H204ZM211 262V261H210ZM216 263V262H215ZM219 263V262H218ZM252 263V262H251ZM250 263V264H251ZM256 263V262H255ZM222 264V263H221ZM264 264V263H263Z\"/></svg>",
	"mask_w": 264,
	"mask_h": 264
},
{
	"label": "crops",
	"instance_id": "0c3cea01",
	"mask_svg": "<svg viewBox=\"0 0 264 264\" xmlns=\"http://www.w3.org/2000/svg\"><path fill=\"white\" fill-rule=\"evenodd\" d=\"M55 7H59L56 0H0V28L4 32L5 25L9 24L14 28L13 33L18 28H23L25 32L31 33L33 30L45 26L48 18L53 16ZM12 36H15V34ZM1 39L0 54L2 50L6 49L5 55L7 56L12 38L8 43L0 36ZM6 56H2L3 61ZM11 62L10 59L8 65H11Z\"/></svg>",
	"mask_w": 264,
	"mask_h": 264
},
{
	"label": "water",
	"instance_id": "95a60500",
	"mask_svg": "<svg viewBox=\"0 0 264 264\" xmlns=\"http://www.w3.org/2000/svg\"><path fill=\"white\" fill-rule=\"evenodd\" d=\"M180 70L176 56L159 63L150 65L141 72L134 71L132 76L137 84H141L144 78L151 80H167L172 81ZM101 73L96 74L95 84H99L102 74L106 71V66H102Z\"/></svg>",
	"mask_w": 264,
	"mask_h": 264
}]
</instances>
